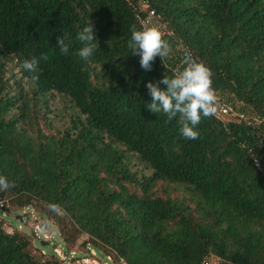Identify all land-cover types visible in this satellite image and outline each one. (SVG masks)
<instances>
[{"label":"trees","instance_id":"obj_1","mask_svg":"<svg viewBox=\"0 0 264 264\" xmlns=\"http://www.w3.org/2000/svg\"><path fill=\"white\" fill-rule=\"evenodd\" d=\"M148 12L177 50L151 71L127 46ZM89 21L98 47L84 61L75 37ZM183 53L212 71L230 112L202 118L195 140L146 107V84L171 78ZM41 54L37 73L21 68ZM55 96L69 118L46 131ZM244 144L264 163V0H0V176L13 185L2 212L52 222L65 259L84 238L116 264H264V179ZM3 227L0 264H65Z\"/></svg>","mask_w":264,"mask_h":264},{"label":"clouds","instance_id":"obj_2","mask_svg":"<svg viewBox=\"0 0 264 264\" xmlns=\"http://www.w3.org/2000/svg\"><path fill=\"white\" fill-rule=\"evenodd\" d=\"M130 31L131 38L127 46L131 56L140 57L139 64L143 70L151 71L157 57L164 61L170 56L172 47L157 27H150L145 22L141 29L137 30L133 25ZM75 39L81 45L77 55L82 60L89 61L98 47L94 42L97 40L91 21L77 33ZM70 45L71 40L67 34L57 37L56 47L62 55L69 53ZM47 59L44 54L40 57L33 56L31 59H25L21 68L35 74L39 70L40 61ZM212 76V71L203 62L196 61L190 53H186L171 78L165 74L163 79L146 84L152 101L146 105L148 111L154 114L163 113L168 121L178 117L181 136L187 140L198 139L199 132L195 129L201 119L215 116L218 110ZM32 78L35 80L38 77L33 75ZM160 85H165L166 90H162ZM11 187L13 185L0 176V191Z\"/></svg>","mask_w":264,"mask_h":264},{"label":"rangeland","instance_id":"obj_3","mask_svg":"<svg viewBox=\"0 0 264 264\" xmlns=\"http://www.w3.org/2000/svg\"><path fill=\"white\" fill-rule=\"evenodd\" d=\"M144 5L140 9H144ZM178 49V48H177ZM174 51H177L176 49ZM171 55H175V53ZM68 104L63 99L56 97L50 101L47 110L49 124L47 129L51 131L61 130L69 118ZM4 202V198L2 199ZM4 203H0V220L4 223V230L7 233L17 231L28 237L31 242L30 252L35 257L41 259L43 257L54 256L56 259L62 261L64 258V244L58 236L55 225L49 220L42 217L38 212L32 208L15 209L10 208L8 213L3 211ZM5 207H9L7 204ZM81 238L76 246L71 250V254L64 260L65 264H116L92 249L89 246L82 247L80 243L84 241ZM120 264V263H117ZM209 264H222L215 259H211Z\"/></svg>","mask_w":264,"mask_h":264},{"label":"built area","instance_id":"obj_4","mask_svg":"<svg viewBox=\"0 0 264 264\" xmlns=\"http://www.w3.org/2000/svg\"><path fill=\"white\" fill-rule=\"evenodd\" d=\"M138 21H139L141 27L144 26L145 22H147L148 26L157 27L159 30H161L163 35L166 34V30H165L164 25L154 17L152 12H148L144 18H138ZM185 54L186 53L182 54V56H181L182 59L184 58ZM217 104H218V110H217V113L214 117L217 119H223L225 117H228V115L230 114L229 109L223 103H220L219 101H217ZM238 118L242 119V116H239ZM243 148L248 155L250 164H251L252 168L254 169V171L258 174V176L260 178L264 179V163H262L260 156H258L255 153L254 147L252 145L244 144ZM201 264H209L208 259L203 258L201 261Z\"/></svg>","mask_w":264,"mask_h":264},{"label":"water","instance_id":"obj_5","mask_svg":"<svg viewBox=\"0 0 264 264\" xmlns=\"http://www.w3.org/2000/svg\"><path fill=\"white\" fill-rule=\"evenodd\" d=\"M2 199H3V198H2V196L0 195V203L2 202Z\"/></svg>","mask_w":264,"mask_h":264}]
</instances>
